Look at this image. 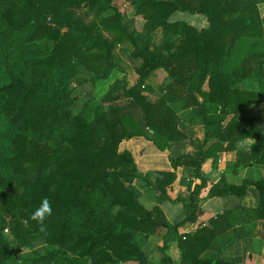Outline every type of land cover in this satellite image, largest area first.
Returning <instances> with one entry per match:
<instances>
[{"label": "trees", "instance_id": "1", "mask_svg": "<svg viewBox=\"0 0 264 264\" xmlns=\"http://www.w3.org/2000/svg\"><path fill=\"white\" fill-rule=\"evenodd\" d=\"M256 1L130 0L144 19L137 32L109 0H0V215L9 212L15 218L8 226L14 246L0 224V264H122L127 259L155 264L146 260L136 236L147 235L157 225L166 227L157 264L171 263L164 236L176 224L164 218L157 204L140 203L131 182L141 180L155 203L181 200L186 215L180 222L192 220L198 210L197 193L205 182L199 164L208 152L200 149L194 155L169 157L173 168L187 165L199 178L185 202L166 192L175 176L173 169L154 170L149 179L136 169L131 153L117 144L122 138L142 135L163 149L170 139L182 137L168 103L176 99L183 105L194 99L192 112L204 118V138L217 131L219 122L206 117V98L228 87L237 67H250L246 75L253 70L260 74L255 76L256 98H264V53L258 41L262 22ZM80 4L91 10L92 19L75 15ZM175 9L202 13L207 25L197 29L184 20L168 21ZM158 26L162 39L150 46V34ZM37 39H50L52 45L40 47ZM124 41L131 45L128 57L138 60L132 84L127 85L124 77L113 80L122 82L119 94L125 101L108 104L90 119L83 110L72 113L75 96L68 81L73 60L94 78H105L116 66L113 48ZM159 67L171 77L164 91L153 88L151 74ZM204 78L207 90L200 88ZM194 91L202 100H196ZM246 92L239 93L253 95ZM116 98V94L106 97ZM218 186L213 183L210 194L219 193ZM257 187L260 202L255 210L264 215V185ZM45 197L53 211L45 221L46 232H41L30 216ZM205 228L178 236L180 263L208 258L204 264H228L213 252L207 258L198 255L204 248L193 245L198 237L209 238ZM32 241L51 248L39 252L31 248Z\"/></svg>", "mask_w": 264, "mask_h": 264}, {"label": "crops", "instance_id": "2", "mask_svg": "<svg viewBox=\"0 0 264 264\" xmlns=\"http://www.w3.org/2000/svg\"><path fill=\"white\" fill-rule=\"evenodd\" d=\"M130 4L134 14L139 15L134 11L133 4ZM255 7L262 22L261 36L258 37L259 49L264 53V0H257ZM167 20H184L197 29L207 25L204 14L181 9L173 10ZM139 21L141 26L142 16ZM156 31L158 35L155 36ZM222 37L228 38V35L224 34ZM161 39L160 27H155L150 34V46L157 44ZM122 43L114 48L122 50ZM128 52L125 59L128 62L131 60L134 68L138 60L127 58ZM116 66L115 69L121 74L124 73L122 67L117 63ZM249 69L250 67H246L241 70L237 67L233 70L236 74L230 77L232 81L228 87L222 86L220 94L213 96L214 98H206L209 111L206 117L219 122L217 131L210 133L206 138L203 116L192 112L194 99L191 98L189 105H183L180 99H176L168 103L176 113L175 127L183 134L182 137L170 139L168 147L163 149H158L142 135L122 138L117 144L118 149L125 148L131 153L136 169L140 173H146L149 179H152L154 170L173 169L175 176L166 192L170 198L180 197L185 202L189 200V190L199 182V178L187 165L178 164L173 168L169 157L183 153L194 155L200 149L208 152L199 164L198 173L205 182L197 193L195 202L198 210L192 220L180 222L186 215L181 200H162L155 203L145 194V185L131 182L132 186L137 187V193L141 192L138 196L140 203L145 207L157 204L164 218L169 223L176 224L175 228L164 236V251L171 258L170 264H185L179 262L178 236L181 234L183 237L184 233L202 226L206 227L204 233L209 238H196L193 247L204 248L199 251V256L207 258L213 252L217 258L228 264H264V215L255 210L260 202L257 184L264 185V98H256L259 86L255 76L260 74L253 70L251 74L246 75ZM135 74L134 79L125 76L127 85L134 82ZM151 75L154 80L153 88L164 91L165 84L171 80L164 68H155ZM200 88L208 89L205 78ZM242 91L251 92L253 95L242 96L239 93ZM155 96L151 93V98ZM194 97L198 101L203 98L198 91H194ZM221 100L226 104L223 105ZM246 118L249 119L248 123ZM251 140H255V143L249 149L247 143ZM215 182L219 184L216 188L219 193L210 194ZM165 232V226L157 225L145 236L143 233L137 234L136 239L148 262L157 264L161 260L162 253L158 246L161 245ZM211 241L219 246V250L217 246H211ZM206 260H199L195 264H204Z\"/></svg>", "mask_w": 264, "mask_h": 264}, {"label": "rangeland", "instance_id": "3", "mask_svg": "<svg viewBox=\"0 0 264 264\" xmlns=\"http://www.w3.org/2000/svg\"><path fill=\"white\" fill-rule=\"evenodd\" d=\"M110 4H113L119 11H121L124 14L125 19L123 21L126 22L127 26L129 28H133L135 31H141L140 26V17L141 15L134 14L133 9L131 7V4L128 0H109ZM74 12L76 16H79L82 20H90L92 19V12L91 10L83 4H80L78 6H75ZM144 21V19H143ZM142 24V23H141ZM103 33H106L105 30H102ZM157 34V31L155 32V36ZM158 35V34H157ZM35 43L42 47H50L52 45L50 39H37L35 40ZM84 43L80 44L81 51H85L84 49ZM121 49L114 48L112 51L113 59L114 61L122 67V71L124 73H120L119 70L113 68L105 78H94L92 72L88 71V69H85L80 63H78L76 60H73L74 65V71L72 72L69 81H68V87L70 90V93L75 96L73 104L70 106V110L72 113H76L80 110L85 111L86 117L91 118L96 112L101 110L102 108H105L108 106V104H119L125 101V97L120 91L121 81L114 82L113 80L122 78L125 76L129 77L130 79H134V68L132 63L128 60H126V54L130 50L131 46L127 42L122 43ZM128 58V56H127ZM124 68L128 70H123ZM122 76V77H120ZM137 77V73L135 74ZM124 81V80H123ZM125 81H127L125 79ZM124 81V82H125ZM135 81V80H134ZM110 85V86H109ZM109 86V88H108ZM149 97H151V93L146 92ZM116 94L117 98L115 100H107V96H112ZM135 183L141 186V180L135 179ZM135 191L137 192V187L133 186ZM10 192V191H7ZM139 196L141 192L138 193ZM141 198V197H140ZM15 218L10 214L9 212L3 213L0 215V224L2 226L1 232L3 236H5L10 243L14 246L15 241L12 238V236L9 233L8 226L13 222ZM33 249H36L39 252L44 253L45 251L49 250L51 247L47 246L45 243L38 242V241H32L31 243ZM29 249H25L24 252H28ZM122 264H136V262L132 259H127L123 261Z\"/></svg>", "mask_w": 264, "mask_h": 264}, {"label": "clouds", "instance_id": "4", "mask_svg": "<svg viewBox=\"0 0 264 264\" xmlns=\"http://www.w3.org/2000/svg\"><path fill=\"white\" fill-rule=\"evenodd\" d=\"M255 140L248 141L247 147L250 149ZM52 206L50 201L45 197L42 198L40 205L32 212L30 219L36 222L41 232H46L45 221L52 215Z\"/></svg>", "mask_w": 264, "mask_h": 264}]
</instances>
